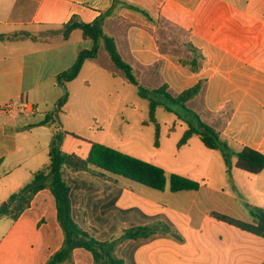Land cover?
I'll list each match as a JSON object with an SVG mask.
<instances>
[{
    "label": "crops",
    "instance_id": "obj_1",
    "mask_svg": "<svg viewBox=\"0 0 264 264\" xmlns=\"http://www.w3.org/2000/svg\"><path fill=\"white\" fill-rule=\"evenodd\" d=\"M126 1L146 10L152 20L115 8L104 27L141 85H167L177 96L203 81L200 94L186 106L218 130L228 148H207L206 153L197 147L200 154H209L205 167L195 165L196 174L172 172L199 182L197 190L173 192L168 182L164 191H155L122 176L102 179L91 172L71 173L67 179L77 222L108 239L131 226L164 221L182 238L158 235L125 241L117 255L126 264H264V237L213 215L253 222L255 209L264 210V168L251 174L236 166V154L243 147L264 155V0ZM113 4L0 0V203L49 163L55 132L63 134L60 148L66 152L62 112L56 117L48 105L56 107L68 93L64 108L71 100V84L90 85L83 75L87 68L101 66L104 47L97 58L85 61L77 78L59 82L57 76L74 64L79 51L92 47L80 29L64 38V26L73 18L90 23ZM192 48L201 56L196 69ZM106 58L105 76L122 79L124 73ZM9 102L19 103V109L3 111ZM49 114L52 123L40 124ZM193 140L178 151L189 152ZM158 191L179 204L161 200ZM9 220L0 239V264H44L60 248L62 230L48 190L40 191L16 221ZM102 229L109 234H100ZM93 263L89 251H73L72 264Z\"/></svg>",
    "mask_w": 264,
    "mask_h": 264
},
{
    "label": "trees",
    "instance_id": "obj_2",
    "mask_svg": "<svg viewBox=\"0 0 264 264\" xmlns=\"http://www.w3.org/2000/svg\"><path fill=\"white\" fill-rule=\"evenodd\" d=\"M115 8H128L152 20L149 13L141 7L128 3L126 0H114L111 9L102 12L94 21L85 23L71 19L63 31L64 38H68L73 30L80 29L84 40H90L92 47L79 51L74 64L57 76L61 83L73 81L79 75L83 64L87 59H95L99 48L103 45L109 58L117 69L122 71L127 80L136 85L142 98L149 100V120L155 124V146L159 147L160 126L155 120V112L158 108L172 113L170 105L180 106L192 113L198 125H189L179 140L177 147L186 145L189 140L197 135L202 144L210 149H227L228 146L222 138V134L215 128L205 124L198 114L190 110L186 103L197 97L204 85L198 81L195 85L185 89L177 96L167 91V85L157 89L147 88L139 82L132 66L121 56L115 39L105 30V21L114 16ZM196 56V50L192 48ZM194 58L192 67L196 69L197 60ZM161 94L166 103L150 98L149 95ZM68 101V93H65L57 102L54 114L58 117L63 106ZM49 114L40 124L52 123L53 116ZM63 140L61 132H55L49 147V163L34 173L31 182L13 193L7 200L0 203V219L7 217L16 221L25 210L30 208L34 197L42 190H48L54 198L56 208V220L62 230V243L60 248L52 253L44 264H72L73 251L76 248H84L93 257V264H126L125 260L117 255L119 244L128 240H149L158 235H168L181 241L179 234L166 222L157 221L148 225H136L123 229L121 236L112 239L97 237V230L83 228L76 220L72 200V185L67 179V174L79 172H91L102 179L112 176H122L136 183L146 185L155 190L164 191L167 177L164 169L152 163L145 162L99 143H91L88 156L83 158L77 153H68L61 150ZM236 166L251 173L257 174L264 168V155L243 147L237 154ZM1 163V161H0ZM170 189L173 192L182 190H197L199 182L189 178L172 174L169 178ZM220 220L233 224L243 230L264 237V210L255 209L253 222L236 220L227 216L213 214Z\"/></svg>",
    "mask_w": 264,
    "mask_h": 264
},
{
    "label": "rangeland",
    "instance_id": "obj_3",
    "mask_svg": "<svg viewBox=\"0 0 264 264\" xmlns=\"http://www.w3.org/2000/svg\"><path fill=\"white\" fill-rule=\"evenodd\" d=\"M106 57L110 59L103 48L101 66H91L85 70L83 77L90 81L87 88L81 82L71 84V100L60 114L61 128L63 133L67 132L64 134L67 139L66 152H74L86 158L91 143H99L161 167L166 170L167 178L176 174L172 172L196 174L195 165L205 167L202 163L208 158L209 154L206 153H210V150L201 143L197 135L193 136L189 152H179L177 149V144L188 126L198 125L196 117L180 106L170 105L172 113L158 108L155 112V120L160 126L158 148L155 146V124L149 120V100L140 96L137 86L130 83L124 74L122 79L118 77L116 80L105 76L103 58ZM144 85L156 88L159 83ZM149 96L153 100L166 103L161 94ZM48 108L56 110L55 106L48 105ZM197 147H203L206 153L200 154L196 151ZM192 166L194 171H191ZM156 195H160L161 200L167 203L179 204L177 200L163 196L159 191ZM9 225V218L0 219V239ZM100 234L109 232L102 229ZM118 234L121 231L113 238H118ZM130 253L127 252V258Z\"/></svg>",
    "mask_w": 264,
    "mask_h": 264
},
{
    "label": "built area",
    "instance_id": "obj_4",
    "mask_svg": "<svg viewBox=\"0 0 264 264\" xmlns=\"http://www.w3.org/2000/svg\"><path fill=\"white\" fill-rule=\"evenodd\" d=\"M19 109V103L17 102H9L4 105L3 111L5 112H13L15 110Z\"/></svg>",
    "mask_w": 264,
    "mask_h": 264
}]
</instances>
